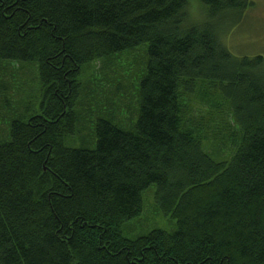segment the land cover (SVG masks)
I'll list each match as a JSON object with an SVG mask.
<instances>
[{"label":"trees","instance_id":"trees-1","mask_svg":"<svg viewBox=\"0 0 264 264\" xmlns=\"http://www.w3.org/2000/svg\"><path fill=\"white\" fill-rule=\"evenodd\" d=\"M199 2L203 20L191 0H0V60L38 63L41 96L0 141V264H264V59L220 30L253 2ZM143 43L133 129L98 118L72 146L82 67ZM199 92L214 111L197 120ZM222 109L235 148L216 160L202 141ZM152 184L177 229L128 239Z\"/></svg>","mask_w":264,"mask_h":264},{"label":"rangeland","instance_id":"rangeland-1","mask_svg":"<svg viewBox=\"0 0 264 264\" xmlns=\"http://www.w3.org/2000/svg\"><path fill=\"white\" fill-rule=\"evenodd\" d=\"M250 1L253 6L240 22L227 24V20L221 23V39L236 56L259 55L264 59V0ZM190 9L194 16H199L198 19H204L205 12L201 10L199 0H191ZM145 50L146 44L143 43L82 67L83 96L80 98L84 105L81 108L78 104L75 106L80 132L72 136V146L79 145L83 138L84 146L92 147V131L98 118L110 119L125 130L133 129L139 109V81L146 67ZM40 100L38 63L0 60V141L6 137L11 119L34 113ZM186 101L187 113L194 119L200 120L209 111H214L212 98H204L200 92L187 97ZM228 114L227 109H222L217 120L210 123L207 139L202 141L204 150L216 160L228 159L235 148L227 135L221 138L215 136L216 129L224 134L236 130ZM223 123L228 124L225 131H222ZM155 192V184L142 192V211L122 224L124 237L133 240L155 229L170 233L177 229L176 221L159 207Z\"/></svg>","mask_w":264,"mask_h":264}]
</instances>
